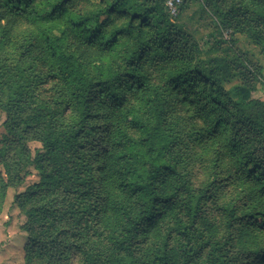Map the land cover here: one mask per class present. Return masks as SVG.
Masks as SVG:
<instances>
[{"label":"trees","instance_id":"obj_1","mask_svg":"<svg viewBox=\"0 0 264 264\" xmlns=\"http://www.w3.org/2000/svg\"><path fill=\"white\" fill-rule=\"evenodd\" d=\"M217 1L264 56V0ZM190 38L158 0H0V157L41 145L15 177L38 171L29 260L70 220L86 264H264V102L231 97Z\"/></svg>","mask_w":264,"mask_h":264},{"label":"rangeland","instance_id":"obj_2","mask_svg":"<svg viewBox=\"0 0 264 264\" xmlns=\"http://www.w3.org/2000/svg\"><path fill=\"white\" fill-rule=\"evenodd\" d=\"M169 21L182 26L186 33L201 48L200 60L207 68L218 67L220 79L223 78L224 90L231 97L237 94L233 89L240 87L251 88V99L264 102V56L259 47L245 35L235 34L231 29H223L217 23L212 5L204 0H183L178 6L176 16L170 14L164 5ZM88 4H91L88 2ZM86 5V4H84ZM226 10L231 5L250 6L249 0H218L217 4ZM214 48V51H211ZM218 65V66H217ZM5 113L0 109V152L5 148V133L3 123ZM40 142L31 137L20 151L9 150L0 161V180L7 185L5 192L0 195V264H86L83 257L75 251L76 243L84 247L85 238L72 225V221H65L47 232L36 229L37 237L44 242L45 252L29 260L26 245L29 243V233L26 230L28 216L19 205V195L25 189L38 181V171L32 165H27V174L22 176L19 183L16 180L18 167L26 166L35 152L40 149ZM7 149V148H6ZM89 166H96L92 158L88 159ZM202 168L196 164L192 172L194 184L202 179ZM95 181L100 176L93 172ZM27 206L26 209H29ZM232 264H243L235 260Z\"/></svg>","mask_w":264,"mask_h":264},{"label":"built area","instance_id":"obj_3","mask_svg":"<svg viewBox=\"0 0 264 264\" xmlns=\"http://www.w3.org/2000/svg\"><path fill=\"white\" fill-rule=\"evenodd\" d=\"M183 0H164L165 7L169 10L170 14L176 16L178 6Z\"/></svg>","mask_w":264,"mask_h":264}]
</instances>
